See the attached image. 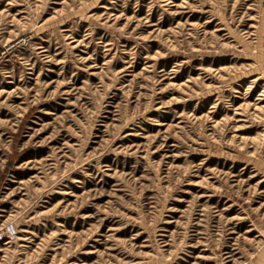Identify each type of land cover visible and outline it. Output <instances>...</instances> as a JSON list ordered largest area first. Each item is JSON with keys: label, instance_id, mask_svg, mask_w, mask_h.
<instances>
[{"label": "rangeland", "instance_id": "374dc122", "mask_svg": "<svg viewBox=\"0 0 264 264\" xmlns=\"http://www.w3.org/2000/svg\"><path fill=\"white\" fill-rule=\"evenodd\" d=\"M0 264H264V0H0Z\"/></svg>", "mask_w": 264, "mask_h": 264}, {"label": "built area", "instance_id": "2783aa9c", "mask_svg": "<svg viewBox=\"0 0 264 264\" xmlns=\"http://www.w3.org/2000/svg\"><path fill=\"white\" fill-rule=\"evenodd\" d=\"M16 233V229L13 223H6L3 227L0 228V243H3L5 240L10 238ZM7 238V239H5Z\"/></svg>", "mask_w": 264, "mask_h": 264}]
</instances>
